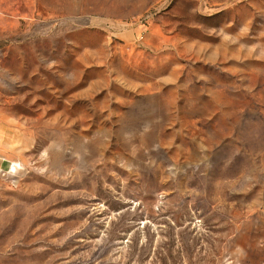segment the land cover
Wrapping results in <instances>:
<instances>
[{
	"label": "rangeland",
	"instance_id": "1",
	"mask_svg": "<svg viewBox=\"0 0 264 264\" xmlns=\"http://www.w3.org/2000/svg\"><path fill=\"white\" fill-rule=\"evenodd\" d=\"M0 149V264H264V0H0Z\"/></svg>",
	"mask_w": 264,
	"mask_h": 264
},
{
	"label": "crops",
	"instance_id": "2",
	"mask_svg": "<svg viewBox=\"0 0 264 264\" xmlns=\"http://www.w3.org/2000/svg\"><path fill=\"white\" fill-rule=\"evenodd\" d=\"M2 152L0 149V175L2 172L8 171V172H16L18 173L19 167L17 161L20 163L19 158L17 156H14V159L4 158V156H1ZM10 158H13L11 156Z\"/></svg>",
	"mask_w": 264,
	"mask_h": 264
}]
</instances>
